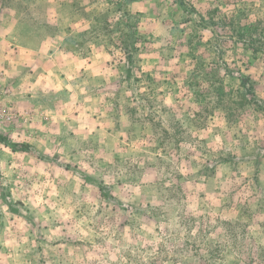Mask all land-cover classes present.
Returning <instances> with one entry per match:
<instances>
[{
  "label": "rangeland",
  "instance_id": "1",
  "mask_svg": "<svg viewBox=\"0 0 264 264\" xmlns=\"http://www.w3.org/2000/svg\"><path fill=\"white\" fill-rule=\"evenodd\" d=\"M0 133V264H264V0H0Z\"/></svg>",
  "mask_w": 264,
  "mask_h": 264
},
{
  "label": "trees",
  "instance_id": "2",
  "mask_svg": "<svg viewBox=\"0 0 264 264\" xmlns=\"http://www.w3.org/2000/svg\"><path fill=\"white\" fill-rule=\"evenodd\" d=\"M248 77H241V85L242 87H247L246 91L252 92V85L248 82ZM248 83V84H247ZM247 85V86H246ZM253 102L256 104V100L254 99ZM0 143L11 146L12 150L20 151V152H29L31 150V147L28 143H18V142H12L8 140V137L0 133Z\"/></svg>",
  "mask_w": 264,
  "mask_h": 264
}]
</instances>
